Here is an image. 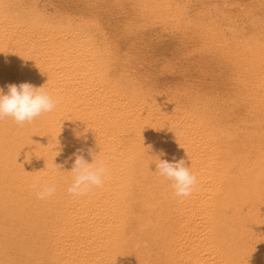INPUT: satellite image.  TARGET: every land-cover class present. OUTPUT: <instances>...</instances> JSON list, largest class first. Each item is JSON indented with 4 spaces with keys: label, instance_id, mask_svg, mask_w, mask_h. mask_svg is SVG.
Wrapping results in <instances>:
<instances>
[{
    "label": "bare ground",
    "instance_id": "1",
    "mask_svg": "<svg viewBox=\"0 0 264 264\" xmlns=\"http://www.w3.org/2000/svg\"><path fill=\"white\" fill-rule=\"evenodd\" d=\"M21 83L56 108L0 120V264H264V0H0V89ZM78 150L108 168L83 197Z\"/></svg>",
    "mask_w": 264,
    "mask_h": 264
},
{
    "label": "clouds",
    "instance_id": "2",
    "mask_svg": "<svg viewBox=\"0 0 264 264\" xmlns=\"http://www.w3.org/2000/svg\"><path fill=\"white\" fill-rule=\"evenodd\" d=\"M7 88V94L0 89V120L11 118L17 125L23 126L46 113L53 112L56 108V101L45 91L44 86L37 88L30 83H21L19 86L9 84ZM82 152L83 150H78L73 154L75 160L71 171L72 182L67 188V192L76 197L86 196L93 188L103 187L108 173L104 160H97L95 155L94 161L89 163ZM155 162L156 173L171 182L176 197L184 198L193 193L198 179L183 159L174 162L157 159ZM55 166L59 168L57 164ZM55 192V185L45 183L36 190V198L46 200Z\"/></svg>",
    "mask_w": 264,
    "mask_h": 264
}]
</instances>
